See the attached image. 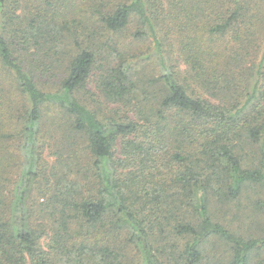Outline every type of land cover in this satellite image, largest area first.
Instances as JSON below:
<instances>
[{
    "label": "trees",
    "instance_id": "trees-1",
    "mask_svg": "<svg viewBox=\"0 0 264 264\" xmlns=\"http://www.w3.org/2000/svg\"><path fill=\"white\" fill-rule=\"evenodd\" d=\"M84 1L0 0V264H264V0Z\"/></svg>",
    "mask_w": 264,
    "mask_h": 264
},
{
    "label": "rangeland",
    "instance_id": "rangeland-1",
    "mask_svg": "<svg viewBox=\"0 0 264 264\" xmlns=\"http://www.w3.org/2000/svg\"><path fill=\"white\" fill-rule=\"evenodd\" d=\"M76 3L78 4H82V2H85L84 0H74ZM88 1V0H87ZM118 1H122V0H118ZM255 2H257V0H255ZM115 37V39L113 41H118V42H124L127 46H129L132 42V36L131 33L129 32H125L123 33L121 36H109V37H105L103 39H101L100 42V47H107L111 42V40ZM147 48H149L148 44H145V42L136 44L135 47H133V49H135V54L136 56H140L142 54L147 53ZM105 49V48H104ZM174 54L176 55V50L174 52ZM104 56H108V55H112V57L114 58V54L111 52L110 49L107 48V52L103 53ZM176 60V59H175ZM146 64V62L140 63V66ZM90 90L93 92H97L96 88H95V84L92 83L90 85ZM88 102H92V100H90V98H88ZM93 103V102H92ZM98 106V105H97ZM95 106V104L92 105V107H97ZM109 108H114L113 105H110ZM118 149H120V146H118ZM55 151L52 149L51 151H49L47 149V154L45 155L49 161V166H51V164H53L54 160L56 159V155L54 153ZM259 197H262V201L264 202V191H256L254 189H249L244 196L241 198L240 202H235L234 203V207L232 208V211L229 213V216L226 217H221L222 218V222H224L227 226L235 229V230H239V231H243V232H257L256 229L253 231L254 226L256 225V223H260L264 225V214L261 208L257 207V205L254 203V200H258ZM46 198H44L43 200H41V202H44V204L47 203ZM256 227V226H255ZM223 251V250H221ZM132 253H129V256L132 258ZM61 258V257H59ZM58 259H55L56 264H67V262L64 261H59ZM63 260H65L64 258H61ZM127 262L129 264H132L131 260H127Z\"/></svg>",
    "mask_w": 264,
    "mask_h": 264
}]
</instances>
